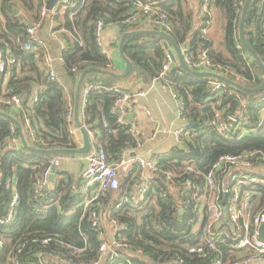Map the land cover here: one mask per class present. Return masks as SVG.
<instances>
[{"label":"trees","instance_id":"1","mask_svg":"<svg viewBox=\"0 0 264 264\" xmlns=\"http://www.w3.org/2000/svg\"><path fill=\"white\" fill-rule=\"evenodd\" d=\"M187 1L70 0L56 13L43 17L44 0H0V48L17 60L11 66L10 83L3 101L13 94L22 98L19 109L0 102V110L20 123L30 146L45 150L76 149L67 114L70 107L74 109L79 79L90 68L115 71L96 38V22L102 20L106 27L120 29V36L139 31L132 25H124L138 2L158 3L167 17L163 28L145 24L142 30L166 32L181 49H190L188 55L193 61H198L201 53L206 51L218 73L234 83L248 89L261 86L262 69L240 41V23L247 0H200L201 14L190 10ZM15 9L20 14L17 15ZM212 9L218 10L223 18L222 50H216L205 34ZM50 17L56 31L62 32L66 44L62 53L65 75L60 82L48 79L46 70L39 63L40 55L44 58L45 52L24 24L27 21L29 25L41 28ZM244 35L248 47L264 65V0L250 1ZM26 43H31L37 51H26ZM124 52L133 64L132 74L124 80L89 74L82 92L88 84L102 87L85 97L83 109V94L80 101L81 119L109 161H118L125 151L135 150L141 143L140 138L132 133L133 123H118L119 115L112 112L116 101L122 97L112 87L114 84L134 80L150 84L161 80L183 103L187 125L194 121L195 126L183 141L184 149L177 147L169 154L157 157L161 169L175 174L173 181L156 177L142 204L136 207L131 202H124L120 209L112 208L111 219L117 220L121 226L117 239L124 240L129 252L139 257L121 254L123 257H109L105 264H215L218 259L224 264H233L255 259V251L236 248L239 233L228 226L216 231L219 235L215 250H208L206 256L189 253L192 247L204 243L206 235L203 229L197 232L193 229L191 221L197 217L200 204L193 193L183 191V186L191 180L201 187L203 194L206 191L205 175L219 158L226 155H253L249 159L252 167H264V90L251 93L221 82L222 89L214 92L213 84L220 81L193 76L181 66L171 69L162 79L168 52L165 40L159 36L128 38ZM217 113L229 125L231 118L235 120L227 137L220 134L214 124ZM26 119L30 120L38 142L31 141ZM13 127L11 120L0 116L2 219L6 218L12 201L9 182L16 185L19 195L13 221L0 225V264H14V261L20 264L98 263L103 243L101 230L93 227L90 212L84 213L82 195H74V192L82 191L74 177L58 175L54 187L42 195L35 194L36 181L54 159L75 155H36L28 153L23 146L10 147L6 141L8 138H20L18 130L12 134ZM189 167L194 172H189ZM242 173L251 178L257 176L253 171ZM225 176L217 175L220 186L226 184ZM258 177V182L244 185L241 191L242 196L250 193L248 207L254 213L264 208V173ZM135 184L136 179L132 180L131 176L122 181L117 204L128 196ZM112 197L114 195L109 194V199ZM226 202L225 196L219 195V203ZM92 210L99 212L97 207ZM261 237L264 240V227ZM72 249L85 251L73 254ZM55 257H64L66 262H55Z\"/></svg>","mask_w":264,"mask_h":264},{"label":"built area","instance_id":"2","mask_svg":"<svg viewBox=\"0 0 264 264\" xmlns=\"http://www.w3.org/2000/svg\"><path fill=\"white\" fill-rule=\"evenodd\" d=\"M45 5L42 9V16L45 17L48 13H56L58 9L67 5L70 0H59L58 4L52 11H48L46 4L48 0H44ZM208 1V0H206ZM166 15L161 12V9L158 7V3L153 4H144L138 2L136 4L135 10L132 13L131 17L124 22V25H132L135 28L142 30V26L150 25L151 27L163 28L166 21ZM39 26H33V29H29V34L34 38L35 32L39 29ZM106 26L102 20L96 22L95 26V35L100 43V38ZM100 45V44H99ZM26 51H37V48L33 47L31 43H26L24 45ZM188 47L182 48V53L184 55V60L186 64L193 70L199 72H211L218 73L217 67L212 65L211 61L207 57V52L204 51L199 56L198 61H193L188 55ZM104 53V52H103ZM105 54V53H104ZM16 58L9 52H5L0 48V77L5 76L9 68L16 64ZM54 60L50 55L45 57V62L43 63V68L46 70L48 79L54 82H60L59 77L53 70ZM174 62L168 55V60L163 65L161 78L166 76V74L173 68ZM219 74V73H218ZM223 83V82H222ZM221 81L213 84L214 92L222 89ZM102 86L100 84H88L83 90L82 94L84 100L82 102V109L85 107L86 99L85 97L92 91L100 89ZM171 91L173 98L175 99L178 105V118L183 123V125L175 131V137L180 144H183V141L189 137L190 129L192 126L187 125L186 118L184 117V105L181 100L178 98L176 93L166 85ZM117 93L121 94V98L118 99L112 110L113 113L119 115L118 123L126 124L127 119V110L125 106L133 100L132 94H130L128 89L119 87L114 88ZM6 105L11 106L13 109H19L21 107L22 98L18 94H13L10 97L4 99ZM67 121L70 124V131L72 135L75 134V122H74V109L73 107L69 108L67 114ZM217 126V130L220 134L225 137L228 136L230 125L224 122L221 118V114H216V122L214 123ZM26 126L28 128V133L31 138V141L38 142V139L35 136V130L33 129L30 120L26 119ZM17 128L14 125L12 129V134H15ZM132 133L136 135L135 128L133 126ZM92 138L93 148L89 154L84 157V168L82 171V189L84 193V200L82 204V209L84 213L90 212V217L92 220V225L95 229L101 230L102 236V223L100 211L101 207L109 200V194L118 195V192L121 187L122 173L128 171L133 166H137L141 171L151 172L149 179H145L142 183H139L135 186L133 191V196H125L121 202L116 204L114 208L116 210L120 209L121 204L124 202H131L134 206H139L146 200V195L151 191L153 186V180L156 177H165L166 180H172L175 177V174L172 171H164L158 165L157 159L144 160L142 158H134L131 153L134 150L125 151L118 161L112 162L109 161L106 153L95 140L93 134L90 133ZM137 136V135H136ZM10 147L13 146H22L20 138L11 137L6 140ZM38 148V147H35ZM41 149V148H38ZM253 156V155H251ZM250 155H226L214 163L211 170L205 175L206 191L201 194V187L197 186L196 183L191 180H187L183 186L184 192H190L194 194L195 198H198L199 209L197 217L191 221V224L194 225V231H199L203 229L205 232V241L195 247H192L189 250L191 254H197L201 256H206L208 250L216 249V240L218 235L216 231H219L218 226L226 227L224 224V207L227 209L228 219L235 226L234 231L239 233L238 240L236 242L237 249H248L255 251L256 258L246 261L244 263H233V264H249L257 261H264V240L262 239V228L264 227V208L257 212H252L248 207L251 201L250 193H245L241 195L242 188L244 185L258 182L260 179L251 178L243 174L242 172L253 171L254 168L250 164L249 159ZM54 166L52 162L47 166L38 180L35 183V194L42 195L43 192L48 190L51 185V175ZM189 172H194L193 168H188ZM226 175L224 181L226 184L220 186L217 182V175ZM231 178V181L228 179ZM8 188L12 189V201L9 205L6 218L2 219L0 217V225H8L11 223L16 215V207L19 202V195L16 191V185L12 182L8 183ZM131 192H129L130 194ZM223 194L227 199V202L224 204L219 203V195ZM92 207L99 208V212L92 210ZM113 207L108 211L107 217L115 227L114 239L112 242L107 243L103 241L100 247L101 258L100 261L96 264H104L105 259L109 257H123L121 254L130 253L128 244L118 238L120 231V224L117 220L111 219V212ZM182 212V210H181ZM206 215L208 218L206 220ZM44 243L46 241H43ZM2 243H0L1 246ZM73 254H80L85 251V249H72ZM109 254V255H108ZM108 255V256H107ZM55 262L65 263L66 260L64 257H55ZM14 264H20L18 261H14ZM215 264H224L221 259H218Z\"/></svg>","mask_w":264,"mask_h":264},{"label":"crops","instance_id":"3","mask_svg":"<svg viewBox=\"0 0 264 264\" xmlns=\"http://www.w3.org/2000/svg\"><path fill=\"white\" fill-rule=\"evenodd\" d=\"M199 3L200 0L187 1L190 10H194L196 13L201 14L202 9L200 8ZM205 34L216 50L223 49V18L218 10L212 9L210 21L208 22ZM33 39H36V41L40 43V47L45 52L44 58L39 54L40 65L43 66L45 57L50 55L54 60L53 70L59 79L62 80L65 75L64 67L62 65V53L66 49V44L62 39V32L56 31L52 17H50L49 20H46L44 25L35 32ZM120 39V32L117 28L106 27L99 43L103 52L111 59L115 68L113 73L116 74H123L126 67L119 55ZM11 69L12 68L10 67L8 73L5 76L0 77V102L3 101V97L8 91ZM105 82L111 84L109 81ZM112 87L128 89L130 94L134 97L133 100L129 102L128 106H125L128 113L127 117L131 113L134 114L135 118L131 123H133L136 135L140 138L141 142L138 148L133 151L136 153V156L131 155L132 157L142 158L144 160L157 159V157L169 154L175 148L180 147L181 144L175 137V131L183 125L178 118V105L173 98L172 91L166 87L161 80H156L150 84L144 83L141 80L123 81L112 85ZM74 140L77 148L83 147V135L76 126ZM52 162H54L53 167L56 169L55 181L58 175L62 178L64 175H71L74 177L76 185L80 184L82 186L84 157L61 156L57 157ZM253 172L257 175L255 178L259 179L258 176L264 173V167L254 169ZM151 175V172L147 170L141 171L137 166H133L128 171L122 173V181H125L129 176H131L132 180L136 179V184L132 186L131 193L128 194L129 198L133 196L132 193L135 190V186L142 183L145 179H149ZM228 180L231 181V178ZM55 181H51L50 188L54 187ZM77 194H79V196L82 195L84 198L83 189L81 193L74 192V195ZM117 198L119 197L115 194L114 197L106 201L100 211L102 240L107 243L113 241L115 234V227L107 217V213L111 207H114L117 204ZM123 254L130 257H139L134 256L131 253ZM106 261L107 258L103 263L105 264ZM143 261L147 263L148 259H143Z\"/></svg>","mask_w":264,"mask_h":264},{"label":"water","instance_id":"4","mask_svg":"<svg viewBox=\"0 0 264 264\" xmlns=\"http://www.w3.org/2000/svg\"><path fill=\"white\" fill-rule=\"evenodd\" d=\"M251 0H247L246 4L244 6L243 9V15H242V19H241V23H240V41L242 43V45H244L245 47H247L248 52L250 53L251 57L255 59V61L259 64V66L262 69L263 75H264V65L262 63V61L258 58V56L256 55V53L254 51H252L251 48L248 47L247 42L245 40V35H244V21H245V17H246V13L249 7ZM59 0H48L47 4H46V8L48 11H52L56 5L58 4ZM15 13L18 15L19 11L18 9H15ZM24 24L28 26V29H33L32 25H29L27 23V21H24ZM118 31L120 32V29H118ZM136 36H159L161 38H163L165 40V47L167 49L168 55L170 56V58L173 60L174 65H173V69H177L179 66L183 67V69L196 77H204V78H211V79H215L218 81H221L227 85H231L233 87L239 88L241 90H244L246 92H251V93H256V92H260L264 90V77H263V83L261 84V86H259L256 89H248L240 84L234 83L232 81H230L229 79H227L226 77H224L221 74L218 73H211V72H199V71H195L193 69H191L185 62L184 60V55L182 53V49L174 42V40L171 38L170 35H168L166 32L161 31V30H139V31H132V32H128L125 33L121 36L120 39V43H119V55L121 57V59L123 60V62L125 63V71L123 74H116L113 72H109V71H102L99 70L98 68H90L87 69L86 71H84V73L81 75L78 83H77V94H76V99H75V106H74V122H75V126L80 130V132L83 135V139H84V145L81 148H76V149H53V150H45V149H38L35 147H32L28 144L23 132H22V127L20 125V123L18 121H16L12 116L8 115L7 113H4L0 110V116L7 118L8 120H11L14 125L16 126L17 130L20 133V140L22 143L23 148L30 154H40V155H64V154H72L75 156H86L87 154H89L93 148L92 145V138L90 136L89 131L86 129L82 119H81V113H80V101H81V94H82V89H83V84L85 81V78L92 73H98L100 75H105V76H113L115 78H118L120 80H124L126 78H128L132 72H133V64L132 62L127 58V56L125 55L124 52V47H125V42L128 38L131 37H136ZM134 114L131 113L127 119L129 122H133L134 121ZM230 125H233L235 123L234 119H230L229 120ZM190 126H195V122L191 121L190 122ZM180 149H184V145L181 144ZM133 156H136L135 152L131 153ZM55 176H56V169L55 167L52 170V175H51V181L54 182L55 181ZM76 194V193H75ZM224 224H226L228 227H230L232 230L235 229V226L229 221L228 219V214H227V209L226 207H224ZM218 229H221V226H218ZM249 264H264V261H257L254 263H249Z\"/></svg>","mask_w":264,"mask_h":264},{"label":"rangeland","instance_id":"5","mask_svg":"<svg viewBox=\"0 0 264 264\" xmlns=\"http://www.w3.org/2000/svg\"><path fill=\"white\" fill-rule=\"evenodd\" d=\"M121 183H122V179H121Z\"/></svg>","mask_w":264,"mask_h":264}]
</instances>
